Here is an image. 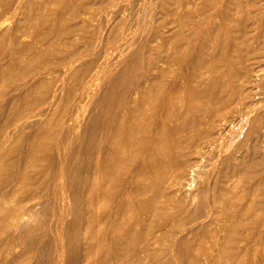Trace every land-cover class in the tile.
Here are the masks:
<instances>
[{"label":"rangeland","instance_id":"rangeland-1","mask_svg":"<svg viewBox=\"0 0 264 264\" xmlns=\"http://www.w3.org/2000/svg\"><path fill=\"white\" fill-rule=\"evenodd\" d=\"M255 3L250 5L246 0H225V12L229 6H235L232 11H234L233 17L236 20L235 27L237 26L235 33L239 37L237 39L238 47L245 54L249 53L251 48L250 54L253 56L250 61L247 59L250 62V67L246 73L247 78L261 82L264 72V50L260 42L261 37H257L259 28L257 25L254 27V34L248 39L249 41H246L248 37L244 30V23L248 19V15L254 13L253 15L256 17L257 14L260 15V12L264 10V1L257 0ZM257 3L259 4L257 5ZM238 4L240 6H237ZM74 7L79 8L75 9ZM223 22L224 19H221V16L217 13L212 0H0V264H97V262H92V260L96 261L97 258L94 256L92 259L88 258L87 254L91 251L90 249L94 250L99 247L98 244L101 240L98 236H102L105 233L112 249L109 247L107 248L108 252L106 250V254H102L106 260L104 264H264V212L259 209H255V212L253 211L246 223L241 226L240 233L242 234L240 235L245 237V243L243 244L244 246L239 245L237 247V253L239 254V261L237 262H234L235 259L223 258L220 252L222 239L226 234V227L232 224L231 213L226 212L222 207H219L218 211H215L210 219L208 218V221L206 219L205 231L210 237L204 239L202 243L193 244V247L189 248V250H183L180 255L172 254L171 241L167 238V240L157 243L154 247V250L158 253L156 257L137 262L131 257L116 255L117 244H123L122 246L126 249L127 246L124 241H119V243L114 240L115 231L112 225L110 227V225L102 224L99 230H96L98 222H100L101 217L103 218L104 210L109 211L112 209L113 203L116 201L114 198L117 196L116 192H114V195L112 193L108 198L103 196V199L102 194L95 191L97 198H94V193L90 190L91 188L93 189L96 160L102 158V161H105L106 156L108 157L112 152L110 139L109 141L108 139L104 140L103 144L101 143L102 145L98 141L100 142V138L103 137L102 130H104L105 124L113 117L110 109L116 108L117 112L116 109L115 112L119 114L120 108L117 105L120 97L124 98V96L127 99H131V103L134 102L133 105L139 103L140 99L141 101L149 99L146 102V106L156 108L155 102L158 101V98L165 94H172L176 104L179 105V111L176 110L175 116L173 115V123H171L170 131H168L170 137L166 133L168 138L156 146L153 153L155 158L152 155L149 159L150 161H139L138 155L134 157L137 147H133V151L131 149V153L133 152L134 154H131V159L129 158L126 161L125 170L120 175L121 179L118 178L116 180L126 178L128 176L126 173H129L132 169L134 170V168L136 169L140 162L144 168H147L150 162L152 168L151 164L148 168L149 170L151 168L152 171L147 175L142 173L139 177H136L138 179L135 180L131 188L134 190V194L130 195V201L132 202L130 204H135V211H129V213H133H130L132 218H130L128 211H126L127 213L123 211L119 225L124 223L121 226H127L130 223H136L135 221H139L140 218L145 216L149 218L152 226L161 225L163 226V231H167L169 234L173 229V225L171 222L166 225L165 222H167L170 214L172 217V213L173 215L175 213L176 218L183 223L191 220L197 204L193 205L192 212L173 207L164 213L155 207V199L158 192L161 191L160 189L165 185L164 180L160 177L164 169L166 168L165 172L171 176L174 175V172L175 175L181 174L184 168L183 164L185 166V162L187 163L193 158L194 148L197 149L196 144L201 143L204 137H207V140H216L214 146L207 148L205 156L198 161L192 178L194 180L190 181L188 185L189 192H196V189L200 188L199 186L202 185L205 179V173L207 171L210 172L209 168L216 159L220 169H227L226 172H231L235 169L234 179L236 178L235 181L238 184L240 180V187H246L248 182L250 185L255 184L254 188L256 191L248 193V197L254 198L253 200H256L258 204L264 201V182L261 179L262 185L261 181L259 183L260 174L264 173L262 172L264 171V136L261 139H257L255 136L252 107L256 99L253 102L247 100L249 101L247 104L239 105V103H233L235 97L224 87L227 75L223 72V68L218 67V61L215 57L218 51H216L217 49L214 45V37L217 28ZM10 33H16L13 34L14 38L13 35L10 36ZM184 39L185 41H183ZM204 48L209 51L206 53ZM71 52L85 53H83V58L72 68L73 70L74 68L78 69L66 72L64 68L62 70L61 64L64 58L66 60L73 55ZM237 52L236 54H238ZM203 54H206L205 57ZM201 55L204 59H202ZM95 60L96 62L101 61L102 63L98 62V64H101L104 68L106 67V69L97 77L92 96H89L90 98L88 97L84 101L87 112L85 111V116L82 117V122H80L81 126L77 128L74 134V136H79L78 141H75L74 145L72 144L64 157L67 170L63 176V174L60 175L59 167L61 164L58 165L59 161L53 156L55 155L53 154L55 153L53 149L57 140L55 128L65 114L64 112L67 111L72 93L78 87L77 84L82 78L81 75L85 73L84 77L87 71L89 72L98 65ZM56 62L60 64L57 65ZM53 63L56 64L54 65L56 66L55 74H37V70L45 68L46 71L47 67ZM235 63L238 68L242 66L238 60ZM127 71L129 73L125 74ZM119 73L124 75L122 81L117 79ZM131 73L134 76H131ZM127 76L131 79L129 80ZM56 79L58 82L55 84L60 83L63 86V81L66 79L67 85L66 83L64 84L62 90L65 91L61 90V93L59 92L55 98L52 94ZM69 79L70 81H68ZM136 81L139 83H135ZM221 82L223 89H220L215 98L211 97V93H213L212 87L218 86V84L221 85ZM68 85L69 87H67ZM139 87L142 90V94L138 93L141 91ZM155 87L159 93H157ZM151 89L155 92H151ZM143 92L146 94L144 95ZM63 95L65 101L62 99ZM67 96H69V101ZM134 96L135 98H133ZM213 98L216 100L213 101ZM49 102L50 104H48ZM219 108L221 119L219 120V126L223 128L227 135H222L218 138L215 133L216 125L211 121L209 114H211L212 110ZM201 116L202 118L204 116L203 120H201ZM96 119L99 121L97 122ZM103 121L104 123L101 124ZM90 129H96L95 135L92 134V131H89ZM248 135L254 136L253 143L250 141L252 144L242 146V140ZM124 137L123 141L127 140V137ZM206 139L204 138L203 140ZM170 140H173L172 146ZM47 143L50 149H48ZM162 143L165 147H162ZM253 145L258 151L259 158L254 156ZM163 148L167 149V152L169 149V152H166V154ZM159 149L160 152L162 150V156L161 154L159 155L164 158L163 160L156 154L159 153ZM236 149H238L236 156L232 157L229 161L230 163L227 164L229 168H232L229 169L221 160L223 156L230 155ZM188 153H191V155ZM218 153H220L222 159L220 155H217ZM247 153L250 154L248 155ZM251 155H253V158ZM94 157H96L95 161L93 160ZM218 157L220 160L217 159ZM254 157L258 159L257 162L253 160L256 159ZM172 158L174 162L169 161ZM245 159L248 160V165L244 164ZM179 160L181 161L179 162ZM239 160L240 162H238ZM167 161L170 163H167ZM155 162H157V167ZM161 162L163 165H159ZM171 162L173 163L171 164ZM127 163L130 165L128 168ZM241 163L242 167L239 165ZM179 164H181V167ZM258 164H261L259 165L260 169L255 167ZM237 165H239L238 168ZM253 168L255 171H253ZM170 170H173L172 174ZM236 170L239 175H243H241L242 178L239 177ZM248 170H251L249 171L250 173ZM256 170H258L257 173L259 174L256 173ZM55 174L57 175L55 176ZM245 174L247 176H244ZM251 174L254 175L252 176ZM157 176H159V180ZM109 180V178H105L109 185H116L114 183L117 182L116 180L113 182L111 180L109 182ZM57 182H62L60 187L54 185ZM65 182L66 184H63ZM211 182L213 183L212 178ZM52 184L54 185L53 188ZM62 185H65V193L64 190L61 192ZM260 187L262 188L259 189ZM55 188H58L59 193L64 194H62L64 198L63 196L60 198L54 197L55 193L53 190ZM90 197L94 198V200ZM17 198H19L18 202L16 201ZM86 199L88 201L91 200L93 209L88 207L91 205L89 204L90 202H86ZM99 199L101 200L99 201ZM92 201L95 203L93 204ZM196 201L199 205L200 198L197 197ZM22 203L24 204L23 206L27 204L29 208L25 206V209L20 211L22 212L20 213L21 218L10 217L13 215H11L13 213L11 207L13 209L15 206L20 210L23 208ZM75 218L78 220L76 223L78 224L77 228L75 227L77 231L71 237L70 232L71 229H74L73 222ZM93 220L94 223L92 222ZM89 223L95 229L93 231H95L94 236H96L92 238H87L88 235L85 237L84 234V226H88ZM164 223L165 226L163 225ZM103 226L104 228H102ZM108 227L112 228L113 231L108 229ZM81 228L82 232L80 231ZM96 231L97 234H95ZM78 232H81V234H78ZM111 233L113 236H111ZM112 241L116 243V246ZM51 249L54 252L50 254ZM58 252L62 255L59 256ZM96 256L100 258V256Z\"/></svg>","mask_w":264,"mask_h":264},{"label":"bare ground","instance_id":"bare-ground-1","mask_svg":"<svg viewBox=\"0 0 264 264\" xmlns=\"http://www.w3.org/2000/svg\"><path fill=\"white\" fill-rule=\"evenodd\" d=\"M259 1L263 2L264 0H259ZM246 2H248L250 5H253L255 2H257V0H246ZM212 3H214V6L216 7V11L221 16V19L222 18L224 19V22L220 25L219 28H217L216 35L214 37V39H215L214 40V45L216 46V49H217V50L216 49L215 50L218 51L217 52V56H215L216 60L218 61V65H219L218 67L223 68L224 69L223 72H225V75H227V80H226V84H225L224 87H226L228 89V91L230 92V94H232L235 97V99L233 100V103H236V104L239 103V105L240 104H247V102H249L247 100H250V101L253 102L256 99V101H255V103H253V107H252V110H253V113H254L253 122L255 123V136L257 137V139H261V137L264 136V72L262 74V81L263 82L262 81L261 82H256L253 79L249 80L247 78V74L246 73L248 72V69L250 67V62L249 61H250V59H252L253 56L250 54L251 48L249 49L250 52L245 54V52L242 53L241 48L238 47L237 39H239V37H238V34L235 33V31H236L235 29H236L237 26L235 27V25H236L235 21L236 20H234V17H233V14H234L233 12L234 11H232V10H234L235 6H229L228 9L225 12V0H212ZM239 4L237 6H240ZM242 4H243V2H242ZM258 4L259 3H257V5ZM260 5H261V3H260ZM74 8L77 9L79 7H74ZM248 8H249V6H248ZM256 8H257V6H256ZM262 8H263V5H262ZM246 10H248V9H246ZM260 11H261V9H260ZM253 12H251V13H253ZM253 14L248 15V17L246 16L248 19H246V21L244 23V28L245 29L244 28L243 29L245 30V34L248 37V38H246V41H249L248 39H250V37L253 36L254 30H255L254 27L257 25L258 28H259V31L257 33V37H261L260 38V42H261V44L263 46V50H264V10H262V12H260V15L257 14L256 17ZM62 32H64V31H62ZM238 33H239V31H238ZM10 34H11L10 36H12L13 34H16V33H10ZM65 34H66V31H65ZM20 36H21V34H20ZM66 37H67V35H66ZM13 38H14V35H13ZM241 38L243 39V37H241ZM187 40H186V42H187ZM183 41H185V39ZM189 41H190V39H189ZM206 41H208V40H206ZM208 42H210V41H208ZM204 43H206V42H204ZM239 43H241V42H239ZM207 49H209V48H207ZM204 50H205V48H204ZM207 51H209V50H207ZM207 51H206V53H207ZM85 52H83V53H85ZM236 52L238 54H236ZM74 53H72L73 54L72 56H69L68 58L66 57L67 58L66 60L63 57L65 61L63 60L64 62L62 61V64H61L62 65V70H63V68H64V70L66 72L70 71V70H73L72 68L84 56V54L82 52H77L75 54ZM200 54H201V51H200ZM203 55L205 57L206 54H203ZM263 56H264V53H263ZM202 59H204L203 56H202ZM247 59H249V61H247ZM236 60H238L239 63L242 64V66L240 68H238L236 66L237 65L235 63ZM59 62L58 63L56 62L57 65L60 64ZM95 62H96V60H95ZM98 62H101V61H97L96 63L98 64ZM84 63H87V62H84ZM97 64H95V65H97ZM54 65H56V64L53 63L50 66L47 65L48 67H47L46 71H45V68L43 70H41L42 68L40 69L38 67L40 70H37L36 72H37V74L38 73L39 74H42V73L43 74L44 73H46V74L47 73H50V74L54 73L56 71V68H55L56 66H54ZM77 69L78 68H76V69L74 68V70H77ZM105 69H106V67L104 68L101 64H98L95 68H93L89 72L87 71V74L84 77H83V75L85 73L84 74L81 73L83 75H81L82 78L79 77V78H81L79 80V84L76 83L77 86H78L77 88H75L76 90L72 86L74 84L71 85L72 88L74 89V92L72 93V98L70 97L71 100L69 102V106H67L68 107L66 109L67 111L64 112L65 114L61 117L60 121L58 122V124L56 125V128H55V134H56L57 140H56V137H55L56 143H55L54 149H53V151L55 152L53 154H55V155H53V156H55L56 160L59 161L58 165L61 164V166L59 167L60 168V175L63 174V176H64V174L66 173V170H67L66 167H65L66 162L64 161L65 155L70 150L72 144L74 145V142L78 141L77 139H79V136H74V134L76 133L77 128L81 126L80 122H82L81 121L82 117L85 116L84 114L87 112L84 101H85V99L87 100V98L89 96H92V94H93V92L95 90L94 86L96 84V79L102 72L105 71ZM135 70H136V68H135ZM123 72H121V73H123ZM133 72H134V70H133ZM128 73H129V71H127L125 74H128ZM50 74H49V76H50ZM54 74H52V75H54ZM58 75H59V73H58ZM109 75H111V74H109ZM67 76H68V74H67ZM123 76H124L123 74L119 73V76L117 77L118 81L119 80L122 81ZM131 76H134V75H132V73H131ZM127 77H129V76H127ZM222 77H224V76H222ZM222 77H220V78H222ZM59 78H60V75H59ZM79 78H77V79H79ZM130 79L131 78L129 77V80ZM133 79H135V78H133ZM53 80H54V78H53ZM65 80L63 81V86L67 82V80H66V82H65ZM71 80H72V78H71ZM112 80H114V79H112ZM68 81H70V79ZM56 82H58L57 79L54 82L55 87L53 88V94H52V96L55 97V98L58 95V93L63 89V86L60 83L55 84ZM71 82L73 83V81H71ZM222 82H221V85H219V84H218V86L216 85L215 86L216 88L212 87L213 88L212 89L213 93H211L212 96H211V94H209L211 97L215 98L217 96V94L219 93L220 89L223 87L222 85L224 84V82H223V84H222ZM118 83H120V82H118ZM130 83H131V81H130ZM135 83H139V82L136 81ZM66 85H67V83H66ZM118 86H120V85L118 84ZM136 86H137V84H136ZM67 87H69V85ZM121 87H122V85H121ZM159 87L161 88V86H159ZM117 88H119V87H117ZM127 88H128V86H127ZM64 89H65V87H64ZM155 89H156V87H155ZM68 90H70V89L68 88ZM112 90H113V88H112ZM119 90H120V88H119ZM140 90H141V88H140ZM62 91L64 92L65 90H62ZM110 91H111V89H110ZM138 91H139V89H138ZM161 91H164V90H161ZM141 92H142V90L140 92H138V93H141ZM151 92H155V91H153L151 89ZM157 93H159L158 90H157ZM95 94H96V92H95ZM143 94H144V92H143ZM60 95H62V94H60ZM70 95H71V93H70ZM119 95H120V93H119ZM134 95H135V93H134ZM147 95L150 97L149 94H147ZM111 96H112V94H111ZM151 96H152V93H151ZM108 97H109V95H108ZM126 97H128V96L126 95ZM159 97H160V95H159ZM67 98H68V101H69V96H67ZM133 98H135V96ZM157 98H158V96H157ZM214 98H213V101L216 100ZM62 99L65 101L64 95H63ZM91 99H93V98H91ZM106 99H107V97H106ZM118 99H119V97H118ZM48 100H49V98H48ZM130 100L131 99L125 98V96H124V98L120 97L119 103L117 101V103H118L117 107L120 108V113L116 114V112H117L116 108L110 109V113L112 114L111 116H113V117H111V119H109L107 121V123L105 124L104 130H102L103 131L102 132V136L103 137L100 138L101 140L98 138L100 140V142L96 139L98 141V143H100V144L101 143L103 144L104 140L108 139V141H109V139H110L111 140L112 152H111L110 155H109V152H108L109 156L108 157L106 156V160L105 161H102V158L101 159L98 158L96 160V171L94 172V169H93V172L95 173L94 176H93V178H94L93 179L94 180L93 189L91 188L90 190H92L93 193L95 191H98V192H100L102 194V197L104 196V197H107V198L112 193L114 195V192H116V195H117L116 198H114L116 200L115 203H113L114 205L112 206V204H111L112 209H110L109 211L104 210V213H103L104 215L102 214L103 218L101 217L100 222H98V226L96 225L97 226L96 230H99L100 225H102V224L103 225H108V226L110 225V227L112 225V227H114L115 233H114V236H113V234H112L113 232H112L111 236H113V238H114V240L116 242L124 241V244H126V246H127V249L122 246L123 244H119V245L117 244V246H116L115 245L116 243L115 242L113 243V241H112V243L118 248V250L115 252L116 255L117 256L131 257V259H134L137 262L156 257L158 255V253L154 250V247L156 246L157 243L159 244L162 241L167 240V238L171 241L172 254L173 255H180V254H182L183 250H189V248L193 247V244L202 243L204 241V239L210 237V235H208L206 233V231H205L206 219L208 221V218L210 219L212 214L215 211H218L219 207H222L226 212L231 213L232 224L230 226L228 225L226 227V234H225L224 238L222 239V247L220 249V252H221V255L223 256V258H229V259H232V260L235 259L234 262L239 261L238 260L239 254L237 253V247L239 245L244 246L243 244L245 243L244 242L245 241V237L243 235H240V234H242V233H240L242 224L246 223V221L248 220V218H250L251 214H253V211L255 209H259V210H262L264 212V201L263 202L261 201L258 204L256 202V200L255 201L253 200L254 198L248 197V195H247L250 192L256 191L255 188H254L255 184L254 185H250V183L248 182L249 185L247 183L246 187H244V188L240 187L239 186V184L241 185L240 180L238 181L239 182V184H238L235 181L236 178L234 179V173H235L234 170L235 169L233 171L229 170L231 172H226L227 169L223 170L222 168L221 169L219 168L218 161H216V159H215V162H213L211 167L209 168L210 172L207 171L205 173V179L203 180L202 185L199 186L200 188L198 190L196 189V192H189V190H188L189 182L194 180L192 178L194 176V172L196 171V167L198 165V161H200L203 158V156H205V151L207 150V148H209L211 146H214V143H215L216 139L207 140L208 138L204 137L205 139L206 138L207 139L203 140L204 139L203 138L201 143H197L196 144L197 145V149L194 148V151L196 153V154L194 153L195 156H194V154H193V158H191L189 156V158H191V159L187 163L185 162V166L183 164L184 168H183V171H182L181 174H179V175L176 174L175 175V172H174L173 176H171L170 174L168 175L167 172H165V169H166L165 168L163 173L160 176L161 179L164 180V184L165 185L162 187V189H160L161 191L158 192V195L156 196L155 207L157 209L161 210V212H164V213L167 210H169V208H173V207L180 208V209H182L184 211L192 212L193 205L197 204V206H196L197 208L194 207L195 209L193 211V216H192L190 221H188L187 223H183L181 220L176 218V214L175 213H174V215L172 213V217H171V214H170V217L168 218V220L166 219L167 222H165L166 225L169 224L170 222L173 225V229L170 231L169 234H168L167 231L166 232L163 231V228H162L163 226H161V225L152 226L151 222H149V218L145 217V216L140 218L139 221L133 220L136 223H130L127 226L126 225L125 226H121L122 224L124 225V223L119 225L120 224L119 223L120 218H122V214L121 213H123V211L124 212L128 211V213H129V211H132V212L135 211L134 210L135 209V204H130V203H132L130 201V199H131L130 195L132 196L134 194V190L131 189V188L133 187L132 185L135 182V180L138 179V178L136 179V177H139V175H141L142 173H144V174L146 173V175H147L150 171H152L151 170L152 164L150 162L148 164V167L151 164L150 170H149L148 167L144 168L142 166V163L140 162L141 165L138 163L139 166L137 165L136 169L135 168H134V170L132 169V171H130L129 173L125 172L126 175L128 174V176L126 178H124L122 180H116V179L120 178V175H122L121 173L125 170L126 161L130 158V155L134 154L133 152L131 153V149L133 147H135V148L137 147V151L134 150L135 151L134 157H137V155H138L137 158L139 159V161H148L152 157L153 153L155 152L156 146L158 144H161V142L165 141L168 138V137H166L167 136L166 133L168 134V131H170L169 130L170 129V125H171V123H173L172 122L173 115H174V113H176V110L179 111L178 110V106L179 105L176 104V102H175L176 100L173 98L172 94H170V95L169 94H165V95H162L161 98H158V101L156 100L157 102H155L156 105L153 103L156 108H150L149 106L148 107L146 106V104H147L146 102L149 101V99L148 100L144 99L142 101L140 99V102L137 103L136 105H133L134 102L131 103L132 100L131 101ZM135 102H136V100H135ZM148 103H150V102H148ZM48 104H50V102ZM46 105H47V103H46ZM66 105H68V104L66 103ZM151 105H152V103H151ZM180 106H181V104H180ZM64 108H65V106H64ZM115 109H116V112H115ZM118 112H119V110H118ZM201 115H203V114H201ZM209 115L211 116V119H212L211 121H213L215 123V125H216V132L215 133H216L217 137L219 138L222 135H227V133L224 132L223 128L219 126V120H221L220 119V108L212 110L211 114H209ZM97 117H98V115H97ZM102 118H103V116H102ZM203 118H204V116H203ZM203 118L201 116V120H203ZM97 119H96V121H97ZM198 119H199V117L197 118V121H198ZM58 120H59V117H58ZM102 123H104V121L101 122V124ZM200 123H203V122H200ZM55 124H56V121H55ZM211 124H213V123H211ZM96 128H97V126H96ZM95 130H91L90 129L89 131H92V134H94ZM53 131H54V127H53ZM168 135L170 137V134H168ZM124 136L127 137V140L123 141V138L125 139ZM99 137H100V135H99ZM201 138H200V141H201ZM253 138H254V136L251 137L249 135L247 137H245V139L242 140L243 141L242 142V146H246L248 144H252L253 143L252 140H254ZM175 139L177 140L176 137H175ZM172 141L170 140L171 146H172ZM174 142H175V140H174ZM79 143H81V142H79ZM168 143H169V139H168ZM52 144H53V139H52ZM47 145H48V143H47ZM49 145H50V142H49ZM49 145H48V149H50ZM77 145H78V143H77ZM176 145H177V143H176ZM97 146H99V145H97ZM108 146H110V145H108ZM163 146H164V144L162 145V147ZM174 146H175V144H174ZM162 147H161V149H162ZM98 148H100V147H98ZM104 148H105V146H104ZM108 149H107V151H108ZM111 149H110V151H111ZM163 149L165 150V148H163ZM172 149H170V150L172 151ZM253 149H254V151L253 150L252 151L254 153V156H257V158H259L258 154H257L258 151L255 149L254 145H253ZM75 150H76V148H75ZM166 150H165V153L167 152ZM100 151H101V149H100ZM132 151H133V149H132ZM173 151H174V149H173ZM161 152H162V150H161ZM161 152H160V149H159V153H156V154H158L159 158L162 156ZM168 152H169V149H168ZM175 152H176V150H175ZM237 152H238V149H236L235 151L230 153V155L223 156V159H222V156L220 155V153H218L217 155L218 156L220 155L221 159H222L221 162L224 165H227L228 163H230L229 161L232 159V157L236 156ZM165 153L163 152V154H165ZM159 154H161V156ZM180 154H181V152H180ZM255 154H257V155H255ZM95 155H96V153H95ZM102 155L104 156L103 153H102ZM171 155H169V156H171ZM189 155H191V153ZM100 156H101V154H100ZM154 156L155 155H153V157ZM173 156H174V154H173ZM243 156H244V154H243ZM245 156H246V154H245ZM251 156L253 158V155H251ZM163 157H165V156H163ZM182 157H183V155H182ZM187 157H188V155H187ZM241 157H242V155H241ZM179 158H181V157H179ZM186 158H185V160L187 161L188 158L187 159ZM237 158L240 159V157H238V156H237ZM252 158H251V160H252ZM254 158H256V157H254ZM257 158L253 159V160H255L257 162L258 161ZM94 159H96V157H94L93 160ZM161 159L163 160L164 158L161 157ZM217 159H219V157ZM152 160H153V158H152ZM245 160H244V164H247V161L249 160V157H248V160H246V163H245ZM53 161H54V159H53ZM58 161H57V163H58ZM154 161H155V159H154ZM169 161H173V158H172V160H169ZM169 161H167V163ZM180 161L181 160H179V162ZM241 161H242V158H241ZM255 161H254V163H255ZM137 162H138V160H137ZM173 162H171V164ZM182 162L184 163V161H182ZM234 162H235V160H234ZM234 162H232V163L234 164ZM238 162H240V160ZM249 162L251 163L250 160H249ZM155 163H156V167H157V162H155ZM242 163L239 164V165H241V167H242ZM161 164H162V162L159 165H161ZM143 165H144V163H143ZM179 165L181 167V164H179ZM239 165H237V168L239 167ZM259 165H261V164L255 165V167L259 168ZM128 167H130V165L127 163V168ZM132 167H133V165H132ZM169 167H170V165H169ZM174 167H175V165H174ZM235 167H236V165H235ZM245 167H246V165H245ZM127 168H126V170H127ZM227 168H229V165H227ZM249 168H251V167H249ZM170 169H173V168H170ZM229 169H232V168H229ZM262 169H263V165H262ZM245 170H246V168H245ZM127 171H129V170H127ZM172 171L170 170L171 174H172ZM179 171H180V169H179ZM249 171H251V170H248V172ZM253 171H255L254 168H253ZM257 171L258 170H256V173H257ZM262 172H264V171H262ZM155 173H157V171H155ZM243 173H244V170H243ZM57 174H58V171H57ZM57 174H55V176ZM151 174H152V172H151ZM257 174H259V173H257ZM238 175H239V172H238ZM241 175L242 174L239 175L240 178H242ZM251 175L253 176L254 174H251ZM260 175H258V176H260L259 177V183L261 181V185H262V180L264 182V173H262ZM244 176H247V175L245 174ZM90 177H91V175H90ZM106 177L109 178L112 182L116 180L117 182H114V183H116V185H114V186L109 185V183H107L105 181ZM152 177H153V175H152ZM157 178L159 180V176H157ZM211 178L213 179V183L211 182ZM110 180H109V182H111ZM237 180H238V178H237ZM160 182H161V180H160ZM61 184H62V182H57V184L55 183L54 185H57V187H60ZM63 184H66V182L63 183ZM90 184H91V182H90ZM243 184H244V182H243ZM54 185L52 184V188H53ZM162 185H163V183H162ZM61 187H62L61 188V192H63L65 185H62ZM256 187H257V184H256ZM50 188H49V190H51ZM261 188L262 187H260L259 189H261ZM65 190H64V193H65ZM53 191L55 193L54 194L55 196L53 195L54 197L57 196V197L60 198V197H62L64 195L61 192H60L61 193V195H60L58 188H55ZM53 191H52V194H53ZM96 195H98V194H96ZM257 195H259V194H257ZM54 197H53V199L56 200V198H54ZM95 197L97 198V196H95V193H94V198ZM104 197H103V199H104ZM197 197L200 198L199 205H198V202L196 201ZM59 198H58V200H60ZM63 198H64V196H63ZM94 198H91V199L94 200ZM18 199L19 198H17V200H16L17 202H18ZM86 200H87L86 202H90L89 204L91 205V200H89V201H88V199H86ZM100 200L101 199H99V201ZM19 201H22V200H19ZM195 201H196V203H195ZM105 202H106V200H105ZM92 203L94 204L95 202L92 201ZM14 204H17V203H14ZM18 205H19V203H18ZM23 205L24 204L22 203V206ZM86 205H88V204H86ZM25 206H27V204ZM25 206H23V208H21V209L19 208L20 210H18V207L16 208L14 206L15 208L13 207V209L11 207V210H12L13 213H11L10 211L9 212L11 213V215L12 214L13 215L10 216V214H9V216L10 217H14V218H19L21 216L20 213H22L20 211L22 209H25L24 208ZM56 206H57V204H56ZM8 207L10 208V206H8ZM88 207L93 209L92 205L88 206ZM93 207H95V206L93 205ZM28 208H26V210H28ZM14 209H16V210H14ZM29 210H31V209H29ZM105 211H106V213H105ZM132 212H130V213H132ZM130 213H129V216H130ZM91 214H93V213L91 212ZM60 215H61V213H60ZM62 216H64V215H62ZM92 217H94V216L92 215ZM78 218H79V215H78ZM130 218H132V216H130ZM90 221H91V219H90ZM122 221H123V219H122ZM77 222H78V220H77V218H75V220L73 222L74 229H71V232H70L71 233L70 234L71 237L76 234L77 230H75V227L77 228V225H78V224H76ZM92 222L94 223V220ZM165 223L163 224L164 226H165ZM95 224H96V222H95ZM125 224H126V222H125ZM263 226H264V221H263ZM84 227H85V231H84L85 232L84 233L85 237L88 235L87 238L88 237L92 238L94 236V232H95V231H93V230H95L93 225L89 223L88 226L85 225ZM110 227H108V229L111 230L112 228H110ZM102 228H104V226ZM102 228H101V230H102ZM80 231L82 232V228L80 229ZM112 231H113V229H112ZM81 232H78V234L79 233L81 234ZM78 234H77V236H78ZM95 234H97V231H96ZM105 234L102 235V236H98L99 239L101 240V242H99V244H98L99 247H96V249H94V250L90 249L91 251L88 250L89 251L88 254H87L88 258H91V259L94 258V257L97 258L96 261L92 260V262H95V263L97 262V264H104L106 262V260L102 256V254H106L107 248L110 247L109 241H107L108 237L105 236ZM111 240H112V238H111ZM116 247H115V249H116ZM52 249H51L50 254L52 252H54V250L52 251ZM107 252H108V250H107ZM58 255L60 256L62 254H60L58 252ZM96 255L100 256V258L97 257ZM56 264H58V263H56Z\"/></svg>","mask_w":264,"mask_h":264}]
</instances>
